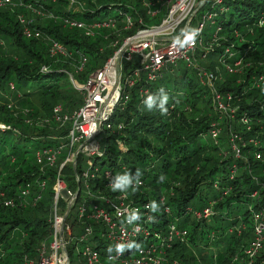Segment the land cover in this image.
Listing matches in <instances>:
<instances>
[{
    "label": "trees",
    "instance_id": "16d2710c",
    "mask_svg": "<svg viewBox=\"0 0 264 264\" xmlns=\"http://www.w3.org/2000/svg\"><path fill=\"white\" fill-rule=\"evenodd\" d=\"M67 3L10 0L0 5V264H24L27 258L35 259L38 247L48 242L52 231L49 210L57 168L42 171L35 159L37 150L63 142L67 131V127L46 121L52 107L60 104L64 111L79 108L83 91L76 87L103 67L117 49L112 42L134 34L141 26L158 25L168 0H84L80 11L67 9ZM32 8L46 15H37ZM111 9L115 14L105 18ZM154 10L159 11L152 16ZM209 12L215 13L214 23L205 25L193 66L178 60L164 65L149 81L143 76L129 90V101L115 108L110 122L123 126L107 131L103 139L113 143L119 137L124 146L101 147L100 156H95L100 161H94L101 169L89 178L88 189L96 196L116 192L100 177L107 167L117 175L127 173L132 180H142V192L128 188L126 193L134 201L158 204L159 210L152 212L154 221L146 222L147 229L162 233L174 221L188 232L185 240H174L172 247L165 248L161 264H264V245L253 256L247 253L254 237L252 214L264 208V162L253 159L254 148L249 142L253 137L264 142V0H208L200 14ZM126 16L131 20L129 27H125ZM65 19L89 25L110 20L116 27L95 26L94 34L88 36L81 28L65 24ZM24 25L39 30L41 36L25 37ZM49 38L60 42L68 56H51ZM80 56L87 62L82 71H76ZM138 65L139 56L135 55L130 63L123 64L122 72ZM238 66L240 72H236ZM204 71L216 76L212 88L233 110L227 123L218 121L210 102L212 90L200 80ZM142 87H147V94L140 96ZM161 88L169 96L166 114L158 108L149 110L144 103ZM212 127L219 128L215 137L210 134ZM230 130L245 142L240 147L243 157L237 160L227 136ZM63 154L58 162L66 149ZM234 163L236 170L230 172ZM87 168L88 173L93 172ZM62 173L69 189L79 187L80 194L84 191L83 180L79 184L74 181L71 166L65 165ZM38 179L46 180L42 191L36 185ZM25 181H32L34 187L20 197L19 187ZM162 194L167 196L166 205L172 211L169 215L158 202ZM6 198L13 199L14 205L5 206ZM91 200L98 199L89 198L86 203ZM241 204L246 209L234 213V207ZM206 207H210V215L195 218L194 212ZM73 210L70 223L76 227L74 237L79 246L95 241L96 223L87 216L82 223V216ZM91 224L94 233L87 236L88 241L80 240L84 227ZM71 242L70 264L75 244ZM74 256L77 264H82Z\"/></svg>",
    "mask_w": 264,
    "mask_h": 264
},
{
    "label": "built area",
    "instance_id": "2783aa9c",
    "mask_svg": "<svg viewBox=\"0 0 264 264\" xmlns=\"http://www.w3.org/2000/svg\"><path fill=\"white\" fill-rule=\"evenodd\" d=\"M200 2V0H168V5L166 7V12L164 18L158 25L145 26L136 32L135 35L128 38L127 41H123L126 44V48L120 56V78L119 82L115 88H113L115 83V57L117 51H114L112 55L105 61L102 68L97 69L91 73L82 85H77L83 91L82 103L79 108L73 111H64L60 104H56L52 107L50 115L46 118V121L52 120L60 128L67 127L66 134L63 136L66 138L65 142H61L57 146L47 147L39 149L35 152V159L37 164L42 165V171H45V167H55L57 172L54 177V182L52 185L53 193L55 197L66 195L68 196V203L74 204L71 206L73 212L77 213L80 217L84 211H86V204L84 202H77V199H73V191H71L66 183L65 176L62 173V169L65 165H70L72 163L76 166V159L78 155L81 157H87L83 162H87L89 169L95 168V156H100L101 152L99 150L100 140L103 139L107 131H113L114 128L121 129L122 123L116 124L115 122H110L109 117L112 116L115 108L118 105L124 106L130 99L129 90L136 85L138 81L145 77V80L149 81L156 77L157 73L163 68L164 65L172 63L173 61L181 60L187 65H192L195 62V50L197 45L201 41V36L205 27V22L209 20L210 23H214L215 13L209 12L204 13L202 17L196 20H190L193 22L192 28L199 29V33L196 37V43L194 46H185L180 48L179 45L174 44L176 37L183 38L182 32L176 36H171L169 38H163L164 36H157L160 34L174 33L178 24L184 20H187L188 16L192 11L195 10V3ZM220 2V0H215ZM10 0L0 1V5L4 3H9ZM78 0H68L67 9L72 3H76ZM179 8V10H177ZM33 9V8H32ZM170 9V10H169ZM159 10H154L150 14L152 16L158 14ZM37 15H46L44 12L37 10L33 11ZM192 12V13H193ZM50 17L55 18V15L48 14ZM21 22L23 18L20 17ZM126 22L129 26L131 20L129 16H126ZM141 21V20H139ZM64 23L68 26H76L81 28L85 35L91 36L94 34L93 27L103 26L115 28L116 24L113 21H107L101 24L89 25L83 21H69L65 19ZM190 24V23H189ZM23 34L25 37H40L41 33L37 29H32L24 25ZM157 36V37H156ZM162 37V38H160ZM49 53L51 56L62 55L68 56L66 48L58 41L50 39ZM118 40L112 42V46L117 45ZM135 55L139 56V65L135 68L129 69L122 72L123 64L130 63ZM87 59L85 56H80L76 61L75 70L82 71L86 65ZM237 63H235L236 65ZM229 71H234L231 67H227ZM215 78L212 72L205 71L200 75V80L205 83L208 87H212V80ZM147 87H142L139 90L141 96L142 93L147 92ZM212 101L214 109L221 113H228L230 110L233 111L227 102L223 100V96L220 95L214 88H212ZM232 115V113H231ZM98 121L100 122L101 128L98 126ZM246 123V120H243ZM219 133V128H214L210 130L212 137H215ZM231 151L238 158L241 157V146L245 145V142H232L233 138L241 139V136L235 132H229L227 135ZM61 138V137H59ZM253 150V158L256 160L264 161V142L261 139L253 137L249 139ZM66 149V154L58 162L60 157H62L63 150ZM101 151V150H100ZM239 153V154H238ZM238 154V155H237ZM243 156V155H242ZM88 168L82 172L77 173L73 171V177L76 183L79 184L80 179L83 180L84 187H87L89 178L93 177L95 172L88 173ZM234 172V169L232 170ZM117 173L108 169L104 172V178H106L111 186L114 182ZM133 181L132 186L136 187V181ZM139 186L143 184L142 180L139 179ZM32 181H25L19 187L20 197L27 196L31 191L33 186ZM46 180L38 179L36 180V185L40 191L45 187ZM89 194V192H88ZM104 201L103 205L93 204L90 209L91 212H87V217L91 218L96 224L101 226V234L105 238H109L113 243V251L111 253L107 251L101 253L97 250L91 249L90 247L75 246L78 248V258L82 260V264H105V262L119 261L120 264H161L164 259L163 256L160 257L156 253H165V248L172 247L170 242L173 240L183 241L186 239L188 234L186 228L177 229V225L174 221H170L166 225L164 232H154L151 237L156 247H151L147 249L135 250L127 256L124 254H117L115 251V246L125 241H129L130 236H135L138 232L143 235V239L149 238V232L147 229H141V227L133 222L128 224L126 222V217L131 214L133 210H138L140 216H144L146 221H149L150 207L149 203H135L129 200L125 193H120L114 197L102 196ZM74 201V203H72ZM5 206H13V199H5L3 201ZM53 217L49 218L50 223L54 231V240L48 244L42 242L37 249L38 259H25L24 264H41L43 260L48 258H55L56 264H70L68 259V254L66 252V244L70 241L69 239V226L65 223L62 216L56 214V204L53 205ZM164 212L169 215V208L163 207ZM211 212L210 207L204 208L203 214L198 213L197 219L201 218V215L205 216ZM253 227H254V240L250 242V246L247 250L249 256H253L256 252L264 245V208L256 210L252 216ZM139 227V231L136 228ZM86 235H81L80 240L87 239L92 233V225H87L84 227V232ZM68 234V236H67ZM58 237L60 242L58 241ZM50 244V245H49ZM78 244V243H77ZM65 248V251H63ZM157 248V249H156ZM65 257L67 262H65ZM111 257V258H110ZM103 258L104 262L101 261ZM214 264V263H212Z\"/></svg>",
    "mask_w": 264,
    "mask_h": 264
},
{
    "label": "rangeland",
    "instance_id": "374dc122",
    "mask_svg": "<svg viewBox=\"0 0 264 264\" xmlns=\"http://www.w3.org/2000/svg\"><path fill=\"white\" fill-rule=\"evenodd\" d=\"M208 0H206V2H207ZM69 6L71 7L70 9L72 10V11H80L83 7H84V0H78V2H76V3H72V5H70L69 4ZM204 5L202 4V2H201V0H200V2H197L196 1V3H195V10H194V12L192 13H190L188 16H190L191 14V16L187 19V20H184V21H182L181 23H179L178 24V26H177V28H176V30H175V32L172 34V33H168V32H166L165 34H160V35H157V36H164L163 38H169V37H173V36H176V35H178V34H180L181 33V30L182 29H185V28H188L189 26H190V24L192 23V22H190V20H191V18H192V20H196L197 18H200V17H202L203 15H201L200 14V9L203 7ZM38 9H35V8H33V11H37ZM170 10V9H169ZM177 10H179V8L177 9ZM115 14V10H109L108 11V13H107V16H105V18L106 17H110V16H112V15H114ZM164 17H162V19H163ZM148 24H152V23H154L153 21H149V22H147ZM190 23V24H189ZM209 24V22L208 21H206V25H208ZM136 33H134V34H132V35H127L125 38H124V40L125 41H127L128 40V38H130L131 36H133V35H135ZM156 36V37H157ZM214 39L215 40H218L217 38H218V36H217V34H214ZM160 38H162V37H160ZM116 40V39H115ZM123 40V41H124ZM120 43V45H121V43H122V40L119 42ZM197 47H198V45H197ZM196 47V48H197ZM195 54H196V50H195ZM178 61V60H177ZM183 62V61H182ZM200 62L201 63H203V64H205V65H207L208 63H207V61H203V60H200ZM173 64L174 63H176V60L175 61H173L172 62ZM184 63V62H183ZM186 66H192V65H187L186 63H184ZM237 64H239V63H237ZM236 64V65H237ZM240 70H241V68L239 69V66H238V70L236 71V72H240ZM215 83H216V81H215ZM76 88H78V89H80L79 87H76ZM211 90H212V88L211 87H209ZM210 95H212V93L210 94ZM208 97V96H207ZM210 102H211V104H213V102H212V100L210 99ZM216 112H217V114L219 115V118H218V121L221 123V122H223V123H227V121H228V118L229 117H232V115H231V113H232V111L230 110L228 113H226V112H224V113H221V112H218L217 110H216ZM229 126V125H228ZM227 128H229V127H227ZM233 130H230V131H228V134H229V132H232ZM107 135H108V133H107ZM116 140H117V142H114L113 141V143H111V141H109V142H106L105 141V139H102V140H100V143H101V147H103L104 145H107V146H109V145H112L113 144V146H115V148H120V146H124L123 144H121L120 143V138L119 137H116L115 138ZM216 140V139H215ZM62 141L63 142H65L66 141V139L63 137V139H62ZM214 141V140H213ZM214 143V142H213ZM239 154V153H238ZM237 154V155H238ZM243 156L241 155V157L240 158H242ZM87 159V157H85V156H83V158H82V160H86ZM81 160V157L78 155V157H77V159H76V161H77V163H76V166H75V164H74V167H73V165H72V163L69 165V166H71L72 167V169H73V171L75 172H79V169L78 168H87V162H83ZM95 160H98V161H100V159H96L95 158ZM95 169L93 170V172H95V174H94V176L93 177H95V175L96 174H98L97 172H98V170H100L101 169V165H99V163H95V167H94ZM108 169H113V168H110V167H107V168H105L104 170H102V174H101V176L100 175H98V176H100V177H102V178H104V172L106 171V170H108ZM112 171H114L115 173H116V171L113 169ZM77 172V173H78ZM92 172V173H93ZM230 172H232L231 170H230ZM92 178V177H91ZM73 179H74V177H73ZM104 179H106V178H104ZM135 179H133V181H134ZM74 181H75V179H74ZM90 180H88V183H90L89 182ZM106 181H107V184H108V186L110 187V188H112L110 185H109V182H108V180L106 179ZM65 183H66V185H67V182H66V180H65ZM75 184V183H74ZM76 185V184H75ZM135 187V186H134ZM129 189H133V186H132V184L131 185H129ZM70 190L71 191H73L72 193H73V198H74V201L77 199L79 202H84L85 204H86V206H87V208H86V211H88L87 209H89L90 211H88V212H91V209H90V207L93 205V204H98V205H103V203H104V201H103V199L101 198L102 196H108V197H114L115 195H117V194H120V193H125L126 194V196H127V198L129 199V200H132V199H130L129 197H128V194L126 193V191H116L115 193H113V194H111V195H98V196H96V195H94L93 194V192L90 190V189H88V184H87V187H84V191H82V193L80 194V190L77 192V191H75V190H72L71 188H70ZM144 190V187H143V184L142 185H140V186H138V188H137V191L138 192H142ZM88 192H89V194H88ZM132 192V191H131ZM78 197H80V199H78ZM89 198H95V199H98V200H95V201H90L89 203H86V201L89 199ZM6 199H9V198H6ZM166 199H167V196H165V195H160L159 197H158V202H159V204H161L162 205V209H163V207L165 206H167L168 208H169V213H172V211H171V209H170V207L168 206V205H166ZM5 200V199H4ZM3 200V201H4ZM74 201L72 202V203H74ZM77 201V202H78ZM133 202H135V203H138V204H141V203H145V202H148L149 204H150V201H140V202H138V201H134V200H132ZM54 202H55V204H56V214L57 215H60V216H62L63 217V219L65 220V223L69 226V229H70V231H69V239L70 240H72V241H74L75 243H78V242H80L79 240L78 241H76L75 240V237H74V232H75V226H73L71 223H70V217H71V213H72V209H71V206H74V204H69L68 203V196H66V195H63V196H59V197H55V195H54V193H53V196H52V202H51V205H50V210H49V218L51 217H53V212H54V210H53V205H54ZM241 205H244V204H241ZM239 206V207H237V209H236V207H234V213H235V210H237V211H243L244 209H246V205H244V206ZM86 211H84L83 212V214L81 215L82 217H81V219L79 220V221H81L82 223L84 222L83 220H85L86 219V216H87V212ZM163 211H164V209H163ZM203 212H204V209L203 208H201V209H198L197 211H195L194 212V216H195V218L198 216V213H201V214H203ZM256 211H254L253 212V214L255 213ZM211 213V212H210ZM210 213L208 214V215H205V216H203V215H201V217L203 218V219H205V218H207L209 215H210ZM253 214H252V216H253ZM150 217H153L154 218V215H153V213H152V211L150 210ZM152 221H154V219L152 220ZM146 219L144 218V216H140V219L139 220H137V221H135V223H137L140 227H141V229L143 230V229H147V227H146ZM92 225V224H91ZM97 225V227H98V232H97V238H95V241H93V242H87V243H85V244H83V246L84 247H90L91 249H94V250H97L98 252H101V253H103V252H105V251H107L108 250V248L109 247H112L113 248V243H112V241L109 239V238H105V236L103 235V234H101V226L99 225V224H96ZM53 226H52V224H51V228H52ZM97 227H95V228H97ZM177 227V229H179L180 227L179 226H176ZM148 230V229H147ZM148 232H149V238H146V239H143V235H140L141 234V232H138L135 236H130V239H129V241H125L124 242V244H128V243H131V242H135L136 244H138V245H140V248L141 249H147V248H151V247H156V245H155V243L153 242V240L151 239V237L153 236L152 234L155 232V231H153V230H151V231H149L148 230ZM94 233V227H93V225H92V233L91 234H93ZM68 234H67V236H68ZM253 234H254V227H253ZM81 235H86V231L85 232H83ZM54 240V231H53V228H52V231H51V233H50V235L48 236V239H47V243L46 244H48L49 242L51 243L52 241ZM84 240V239H83ZM85 240L86 241H88L86 238H85ZM254 240V237L250 240V242H252ZM58 241L60 242V239H59V237H58ZM144 241H146V242H144ZM173 240L170 242V246H173ZM50 245V244H49ZM68 246H72V243H68ZM250 246V245H249ZM74 247V246H73ZM79 247H81V246H79ZM249 248V247H248ZM135 249V248H134ZM157 249V248H156ZM261 249V248H260ZM259 249V250H260ZM68 250L69 249H67L66 248V252H67V254H68V259H69V262H70V255H69V252H68ZM137 250V249H136ZM258 250V251H259ZM63 251H65V248H64V250ZM130 250H125L122 254H124V253H127V252H129ZM71 252H73V253H71V264H77V257H75L74 255H78V248L76 249L75 247H74V249L73 250H71ZM131 253H134V251L133 252H129V254H131ZM74 254V255H73ZM158 256H160V257H162L165 253H156ZM128 254H125V256H127ZM36 259H38V256L35 258V260ZM109 263L110 264H112L113 262H111V261H109ZM114 264H120L119 263V261H115L114 262Z\"/></svg>",
    "mask_w": 264,
    "mask_h": 264
},
{
    "label": "clouds",
    "instance_id": "9594fccd",
    "mask_svg": "<svg viewBox=\"0 0 264 264\" xmlns=\"http://www.w3.org/2000/svg\"><path fill=\"white\" fill-rule=\"evenodd\" d=\"M183 38L176 37L174 40L175 45H179L180 48H184L185 46H194L196 43V37L199 33V29L188 27L181 30ZM169 101L168 94L161 88L157 93L147 96L145 100V104L149 110L153 108H158L162 114L167 113L166 105ZM141 173L139 170L136 172V177H139ZM163 180V177H161ZM136 187H133V191H136L139 186V179L135 181ZM133 184L132 176L125 173L123 175H117L112 183L111 187L113 191H126L129 188V185ZM150 210L152 212H156L159 210V206L155 201H152L149 205ZM140 219V215L138 210H133L131 214L126 217V222L128 224H132L133 222ZM153 217H149V220H153ZM136 231H139V227L136 228ZM133 248L140 250V245L135 242H131L128 244L120 243L115 246V251L117 254H122L125 250H132ZM113 251L112 247L108 248V252L111 253ZM111 258V257H110Z\"/></svg>",
    "mask_w": 264,
    "mask_h": 264
},
{
    "label": "bare ground",
    "instance_id": "6f19581e",
    "mask_svg": "<svg viewBox=\"0 0 264 264\" xmlns=\"http://www.w3.org/2000/svg\"><path fill=\"white\" fill-rule=\"evenodd\" d=\"M201 2H202V4L204 5L205 4V2H206V0L204 1V3H203V0H201ZM203 15V14H202ZM207 21H209V20H207ZM139 22H141V21H139ZM193 24V22L190 24V26L189 27H191V25ZM205 25H206V22H205ZM125 27H129V26H125ZM142 27H145V26H141L140 28H142ZM139 28V29H140ZM205 28V27H204ZM138 31V30H137ZM136 31V32H137ZM135 32V33H136ZM118 40V39H117ZM123 40H124V38H123ZM123 40H122V43H121V45L119 44V40H118V43H117V49L115 50V51H118L119 50V48L122 46V45H124L125 43H123ZM119 45V46H118ZM76 64V63H75ZM205 72V71H204ZM215 76V75H214ZM114 78H115V76H114ZM119 78H120V66H119ZM215 78H216V76H215ZM215 78L212 80V82H211V84L213 85V81L215 80ZM87 79V78H86ZM118 82H119V79H118ZM118 84V83H117ZM114 86V85H113ZM79 87V86H78ZM114 88V87H113ZM212 88V87H211ZM143 95H146L147 94V92L146 93H142ZM110 118L111 117H109V120H110ZM98 126L101 128V125H100V122L98 121ZM232 142H234V143H236V142H240L237 138H233L232 139ZM100 147H101V143H100ZM99 152H101L100 150H99ZM233 155V157L234 158H236V160L238 159L237 158V156H236V152L234 151V154H232ZM254 159V158H253ZM254 160H256V159H254ZM261 161V160H260ZM262 162H264V161H262ZM235 165H236V163H234V164H232V166H233V169H234V171L236 170V167H235ZM77 190H80V188L78 187L77 189H76V191ZM74 199V198H73ZM72 240H70L69 242L70 243H72L71 242ZM68 242V243H69ZM68 243L66 244V248L67 249H70L71 247L70 246H68ZM75 243V242H74ZM74 247L75 246H79V243L77 244V243H75L74 245H73ZM65 262H67V259H66V257H65ZM41 264H56V259L55 258H48V259H46V260H43L42 261V263Z\"/></svg>",
    "mask_w": 264,
    "mask_h": 264
},
{
    "label": "water",
    "instance_id": "95a60500",
    "mask_svg": "<svg viewBox=\"0 0 264 264\" xmlns=\"http://www.w3.org/2000/svg\"><path fill=\"white\" fill-rule=\"evenodd\" d=\"M205 0H203L204 3ZM126 48V44L122 45L119 50L116 53V57H115V83H114V88L116 87L117 83H118V79H119V64H120V56L122 54V52L124 51V49ZM79 190H77L78 192Z\"/></svg>",
    "mask_w": 264,
    "mask_h": 264
}]
</instances>
